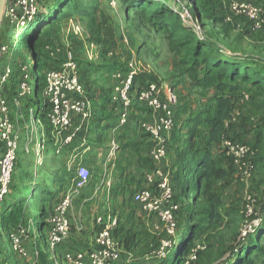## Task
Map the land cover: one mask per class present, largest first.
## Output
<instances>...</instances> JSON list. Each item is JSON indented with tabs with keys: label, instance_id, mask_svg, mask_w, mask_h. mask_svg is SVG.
<instances>
[{
	"label": "rangeland",
	"instance_id": "374dc122",
	"mask_svg": "<svg viewBox=\"0 0 264 264\" xmlns=\"http://www.w3.org/2000/svg\"><path fill=\"white\" fill-rule=\"evenodd\" d=\"M48 1L37 0V14L29 15L26 20L31 21V30L27 23L19 28L10 27L6 22L8 21L6 15L0 26V33L4 30L2 44L11 47L12 54L9 62L14 69L9 83L3 90L0 88V93L2 92L8 98L13 119L18 120L22 129V141L11 193L0 209V224H8V228L0 227L2 264H26L28 260L11 252L6 240L7 230L11 226L21 223L30 225L35 219L34 228L38 229L42 222L43 206L47 211L51 210L61 199L65 187L72 180L74 171L80 164L86 165L93 172V179L99 172L97 149H92L86 154H82L79 149L72 157L73 163H69V156L73 154L71 150H63L60 161H56L58 156L53 158L54 154L51 153L53 137H50L52 135L48 121L45 117L32 119L30 116L34 108L35 114H41L39 110L44 105V99L41 96L39 99H31L36 89L37 76L40 75L41 83H43L42 78L46 72L43 57L45 47L33 41L32 38L38 22V13L52 18L51 22H55L54 25L58 24L60 36L69 34L71 47L76 48L77 51L75 59L81 66V72L85 67L90 68L85 70V76L82 78L87 87V93L96 107L107 103L111 87L110 75L115 69L127 67L133 57L139 60L141 68L145 71L144 75L156 80L160 79L173 86L177 96L176 107L180 109L185 105L194 111L206 108L211 103L210 98L223 95L221 90H217L215 94L213 89L192 88L191 78L187 75L184 77L179 75L180 68H178L176 57L170 51L168 36L158 32L137 10L127 12L128 7L123 4V0H60L59 6L58 4L53 6L52 9L55 12L53 14L45 8ZM155 1H168L178 11L188 7V13H185L188 16L187 25L197 26L198 33L207 41L227 47L239 55L258 56L264 62V45L257 43L258 40L264 39V31L254 32L248 26L238 29L223 20L213 21L204 18L199 23L191 12L194 9L192 0ZM203 15L206 17L205 12ZM73 24L81 29V34L78 36L72 31ZM55 45L58 44L50 46ZM91 50H94V58L88 54ZM32 52L37 54L41 63L39 74L34 70L35 59ZM30 87H32L31 94L28 91ZM22 88L28 94L20 97ZM15 99L17 102L14 101ZM233 105V111L225 121L224 130L220 132L218 141L210 146L213 155L217 157V169L224 170L226 176L214 181L209 187L200 188L201 201L207 206H209L208 199L212 196L220 199V212L224 220L214 228H211L206 221L202 223L204 232L200 240L196 242L197 249H204L203 246L208 243L218 246L222 242L239 249L238 244L247 243L248 238L255 235L256 230L264 224L262 216L264 214V95L254 100H234ZM146 112L138 104L131 110L133 126L134 121ZM114 118L112 112L101 110L93 121H108ZM192 128L194 125H190L184 132L188 133ZM92 129L94 130L95 126ZM204 130L203 127H199L200 134L206 133ZM107 131L111 132L110 129ZM137 131L144 134L139 128ZM38 138L44 141L43 155L40 157L36 152ZM88 140L99 141L93 138ZM101 141L102 139L99 142ZM226 141L238 142L252 149L253 154L247 160V165L252 171L251 178H246V166L238 165L232 157L227 155ZM99 146L104 148L105 144L99 143ZM178 146L179 144L175 143V149L171 151L168 158V166L170 165L169 168L172 167L173 171L182 160L181 156L175 153ZM184 153L190 152L187 149ZM39 159H41V166L38 165ZM57 183H62V186ZM175 187L179 206L182 209L188 205L191 206L196 198L194 188L183 192L179 184ZM250 197L255 200L253 204L249 202ZM248 204L252 207V212L247 214ZM181 213L169 223L156 217L154 224L142 233L141 239L131 252L134 260L128 263L125 256L120 264H150L171 255L173 247L179 243L176 240L180 235L179 227L185 224L186 215L182 217ZM38 237L43 250L49 252L51 256L52 253L39 233ZM262 246L264 247V241ZM196 251L189 258L190 261L196 258Z\"/></svg>",
	"mask_w": 264,
	"mask_h": 264
},
{
	"label": "built area",
	"instance_id": "2783aa9c",
	"mask_svg": "<svg viewBox=\"0 0 264 264\" xmlns=\"http://www.w3.org/2000/svg\"><path fill=\"white\" fill-rule=\"evenodd\" d=\"M36 4L37 0H7L5 15L8 21L6 22L10 27L19 28L26 23L30 27L31 21L26 20L29 15L37 14ZM225 22L238 29L248 26L254 32L264 31V7L248 1L234 0L230 3ZM194 28L198 30L197 26ZM72 31L76 36L81 34L80 27L74 24ZM45 52L49 56L51 66L46 69L43 77L41 97L44 99V105L39 110L41 114H35L34 108L30 116L33 119L47 114L53 138L63 137V143L67 145L72 143L85 126L94 120L97 107L89 97L85 84L81 81L79 62L75 58L65 57L60 45H47ZM11 54L10 46L0 44L1 90L9 83L14 73V69L9 62ZM88 54L94 58V50H91ZM126 68V70L114 71L109 77L111 79L109 99L117 116L112 133L114 135L119 134L129 124L131 110L137 102L152 115L150 120H141L138 124L136 122L138 128L149 138L148 155L154 166L143 176L146 187L136 190L132 195V201L148 215L158 217L169 223L175 220V211L179 208L174 203L175 191L172 173L168 166L171 133L174 128L177 105L176 92L172 85L160 79H148L137 90L135 79L137 76L144 75L145 71L141 68L136 57L132 58ZM28 91L31 94L32 87ZM26 94H28L27 91L22 88V93L19 96L22 97ZM14 101L17 102V99ZM11 108L8 98L1 92L0 209L11 193L17 167L18 151L22 141V129L18 120L13 119ZM43 142L39 138L36 141L38 157L43 155ZM116 148V143L113 141L108 154L111 168L115 167ZM225 148L227 155L232 157L238 165L246 166V178H251L252 171L247 165V160L253 154L252 149L247 145L234 141H226ZM40 161L41 159L38 160V165L41 166ZM111 176V172L105 171L100 179L97 193L103 188L109 191ZM91 182L90 170L85 165L80 164L74 171L72 180L64 189L61 199L51 210L47 211L45 218L47 224L46 236H43L40 225L38 229L34 228L35 219L30 225L21 223L11 226L6 234L11 252L23 259L27 258L26 264H41L42 253L48 255L51 264H120L125 256L128 263L134 260L133 255L126 253L118 242L115 236L118 222L117 219L111 216L96 217V225L101 230L95 235L93 244L89 249L58 253L61 245L70 238L72 230L71 217L75 209L76 199L83 190L91 185ZM249 202L253 204L255 200L250 197ZM107 203H110L109 195ZM246 212L247 214L252 212L250 204L247 205ZM38 233L52 253L51 256L49 252H45L41 247ZM0 246H2L1 243ZM31 255L32 257H30Z\"/></svg>",
	"mask_w": 264,
	"mask_h": 264
},
{
	"label": "trees",
	"instance_id": "16d2710c",
	"mask_svg": "<svg viewBox=\"0 0 264 264\" xmlns=\"http://www.w3.org/2000/svg\"><path fill=\"white\" fill-rule=\"evenodd\" d=\"M192 1L194 9L191 12L193 13L192 15L198 19L199 23L204 18L213 21L223 20L225 22V16L229 11L217 17L215 13L216 6H210L206 0ZM59 2L60 0H49L45 8L53 14L55 12L52 8L55 4L59 6ZM123 4L127 5V12L133 9L137 10L158 32L165 33L168 36L170 39V51L176 57L178 68H180L179 75H181V77L185 75L189 76L192 80V88H201L202 90L213 89L215 90V94H217V90L223 91V95H215L210 98L211 103L207 105L206 108H200L194 111L186 105L182 109L176 107L175 123L171 133V145L168 158L171 151L175 149V143H178L179 146L175 150V153L177 156L180 155L182 160L175 171L170 167L175 191L174 203L179 206L175 187V185L178 184L182 187L183 192H185L186 189L194 188L196 198L191 206L188 205L185 209L179 206L178 210L175 211V218L180 212H182V217L186 215L185 224L179 227L180 235H178V239H176L179 242L178 245L173 247L171 255L166 259L154 261L150 264H264V247L262 246L264 241V224L261 225L262 227L260 229L256 230L255 235H251L248 238L247 243H239V249L224 242L219 243L218 246L208 243L203 246L204 249H197L198 246L196 245V242L200 240L201 234L204 232L202 225L204 221L208 222L211 228H214L218 223L224 220L220 212L221 202L219 198L212 196L208 199L209 206L201 201L200 188L209 187L214 181L226 176L224 170L217 169V157L213 155L210 146L218 141L220 132L224 130L225 121L230 117L233 111L234 100H254L264 95L263 60L258 56L248 57L242 54L239 55V53L227 47H221L218 44L207 41L193 26L187 25L188 16L186 14L188 13V7H184L183 11H178L168 1L155 0H123ZM204 12L206 17L203 15ZM37 18L38 22L32 38L34 39L33 41L46 47L41 39L42 33L40 29H42L41 27H43V25L50 22L52 18L42 15L41 13L37 15ZM29 29H32V24ZM3 31L0 33V44H2L1 38ZM32 55L35 59L34 70L39 74L41 63L36 53L32 52ZM43 55L44 68L46 70L51 65L49 64V56L47 53L45 52ZM244 61L247 63H242ZM122 69L126 70L127 68L123 67L115 69L114 71ZM148 79L156 80L147 75L137 76L135 79L137 90H139ZM81 81L84 83L82 72ZM42 88L43 83H41V77L38 75L36 79V89L34 95L31 96L32 100L40 98ZM110 104V99L108 98L105 105H102L101 108H97L95 118L98 117V113L101 110L112 112L115 118L113 123L109 124L107 128L113 130L116 125L117 116L113 106ZM137 104L140 105L138 102ZM137 104L135 103L133 108L136 107ZM140 108H142L143 111L146 110L142 106H140ZM146 111L148 112V110ZM42 117H45L47 120V114H44ZM141 120L148 119L138 117L134 121V127L136 129L138 128L136 122L138 124ZM103 121L105 120H97L93 123V126H95V128H100ZM132 122L133 120L131 117L128 125L133 124ZM190 125H194V128L188 131V133H185L184 131L188 130ZM199 127H203L206 133L200 134ZM84 129L80 133H84ZM144 135L148 139V148H150L149 138L145 133ZM76 138L77 137H75V139ZM130 146L135 147V145L132 144H130ZM187 149L190 152L189 154L184 153ZM148 158L150 159L149 155ZM151 164L152 168L154 166L152 161ZM46 215L47 210L43 206L40 229L44 237L47 232V224L45 222ZM262 216L264 217V214H262ZM0 226L6 228L8 224H0ZM117 233L118 226L115 231L116 237L118 235ZM137 243L138 235L134 232H130L125 241L127 253L132 254L131 252L135 249ZM1 250L2 246H0V254ZM194 251H196V258L190 261L189 258L193 256ZM45 262L51 264L48 260V255L42 253L41 264H45ZM0 264H2L1 260Z\"/></svg>",
	"mask_w": 264,
	"mask_h": 264
},
{
	"label": "crops",
	"instance_id": "0c3cea01",
	"mask_svg": "<svg viewBox=\"0 0 264 264\" xmlns=\"http://www.w3.org/2000/svg\"><path fill=\"white\" fill-rule=\"evenodd\" d=\"M232 1L234 0H206L210 6H216L215 13L217 17H220L229 11V6ZM244 1H250L264 7V0ZM54 23L50 21L41 27V39L45 45L58 44L62 46L63 55L65 57L77 58V51L76 48L71 47V40H69L70 37L68 36L69 34L67 33L64 37H62L63 35L60 36L59 26H57L58 24L54 25ZM257 43L264 45V39L258 40ZM87 69L88 68L86 67L84 70L82 69V72L84 71L82 77L85 76V70ZM88 70H90V68ZM101 106L102 105H98L97 108H101ZM142 118L150 120L152 115L149 112H146L142 115ZM113 121L114 120H105L102 122L100 128H95L94 130L92 127L95 121H92L89 125L85 126L84 133H80L72 143L67 145L63 143V137L52 138L53 150L51 153L54 154L53 158L58 156L56 157L58 158L56 160L58 162L60 161L59 158L61 152L67 149H70L71 153H73L69 156V163H73L72 157L76 155L79 149L82 154H86L92 149H97L99 154L97 156L99 172L97 177L93 179V172L88 168L92 175V182L91 185L83 190L76 199L75 209L71 217V235L70 238L58 249V253L60 254L67 251H83L89 249L93 244L95 235L101 230L95 222V219L98 216H111L117 219V240L126 253L125 241L128 234L134 232L138 235L139 241L142 237V233L152 226L156 220L155 216L143 212L140 207L132 201L133 193L138 189L146 187L143 176L152 166L151 161L148 158V139L144 134L137 131L133 124L122 129L118 135H114L111 129V132L106 129L109 124L113 123ZM88 138H93V140L96 139L99 141L102 139V141L93 142L88 140ZM113 141H115L117 148L116 160L114 162L115 167L111 168V163L107 156ZM99 143L105 144V147L101 148ZM130 144L135 145V147L130 146ZM105 171L112 173L111 187L109 191L108 189L103 188L97 193V188L100 185V177ZM57 184L62 186V183ZM108 195L110 196L109 204L107 203ZM84 201L86 202L83 203Z\"/></svg>",
	"mask_w": 264,
	"mask_h": 264
},
{
	"label": "water",
	"instance_id": "95a60500",
	"mask_svg": "<svg viewBox=\"0 0 264 264\" xmlns=\"http://www.w3.org/2000/svg\"><path fill=\"white\" fill-rule=\"evenodd\" d=\"M6 6H7V0H0V26L5 16Z\"/></svg>",
	"mask_w": 264,
	"mask_h": 264
}]
</instances>
